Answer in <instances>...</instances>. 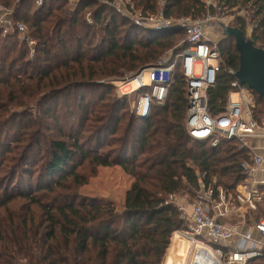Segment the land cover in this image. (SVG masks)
Returning <instances> with one entry per match:
<instances>
[{
    "label": "trees",
    "instance_id": "obj_1",
    "mask_svg": "<svg viewBox=\"0 0 264 264\" xmlns=\"http://www.w3.org/2000/svg\"><path fill=\"white\" fill-rule=\"evenodd\" d=\"M112 1L79 0L70 10L64 0H45L39 8L33 0H0L36 42L32 56L16 33L0 32V264H164L168 254L170 264L173 237L189 225L177 197L191 205L212 187L215 196L222 191L236 201L247 179L241 165L251 156L239 141L212 146L189 136L179 67L165 104L152 106L147 118L131 111L127 95L115 94L116 81L189 45L176 24L158 31L118 14L108 19L105 2ZM137 1L143 16L161 9L174 22L218 14L207 0ZM212 2L223 13L247 9L230 27L264 45V0ZM257 20L250 37L248 26ZM223 36L220 70L208 91L213 117L225 113L235 91L230 71L240 67L235 39ZM251 92L260 121L264 100ZM112 167L133 179L122 211L80 192L99 168ZM178 257L173 264L183 263ZM249 264H264V258Z\"/></svg>",
    "mask_w": 264,
    "mask_h": 264
},
{
    "label": "built area",
    "instance_id": "obj_2",
    "mask_svg": "<svg viewBox=\"0 0 264 264\" xmlns=\"http://www.w3.org/2000/svg\"><path fill=\"white\" fill-rule=\"evenodd\" d=\"M126 1L128 0L105 3L112 7H120ZM34 3L39 8L43 5V0H35ZM208 4H214L218 12L216 16L198 20L182 18L174 22L165 20L160 12L158 15L148 17L139 13L134 19L135 24L149 25L158 31L176 24L184 29L189 45L186 50L171 57V60L167 62L163 60L154 66L144 68L128 80V84L135 85L134 91L137 93L148 89L146 94L139 97V102L135 106L136 114L143 119L147 118L152 106L165 104L174 81L173 74L179 67L186 81L188 98L186 128L189 136L196 141H210L212 146L219 145L222 140H237L242 147L247 148L249 138L264 137V114L260 121L255 119L256 105L252 92L241 87L237 79L232 84L235 91L229 97L225 113L219 117L210 114L208 91L216 83L221 57L218 45L207 37L206 28L207 23L211 21L218 22L221 29L230 27L236 18L247 17L248 10L233 9L223 13L215 2ZM13 17V9L0 5V32L4 36L16 33L22 42L27 43L33 56L36 42L31 39L28 28L23 23H14ZM259 25V20L249 25L248 36L251 37ZM256 47L264 49V45L261 44ZM230 73L236 75L235 72ZM146 78L148 84L145 82ZM234 95H238L239 99L233 100ZM241 168L246 178L250 179L256 173L264 172V157L253 156L251 163H242ZM259 184L264 186V181ZM215 193L212 187L203 188L193 204H178L183 218L189 221L187 231L176 234L188 242V256L184 264H249L253 260L264 258L263 245L254 240L250 232L241 231L236 226L219 221L230 213L233 201L222 191L218 196H215ZM236 193L238 197L247 201L259 200L262 197L256 187L246 190L244 184L238 186ZM170 201H176V198L170 197ZM255 229L264 240V217L258 220Z\"/></svg>",
    "mask_w": 264,
    "mask_h": 264
},
{
    "label": "rangeland",
    "instance_id": "obj_3",
    "mask_svg": "<svg viewBox=\"0 0 264 264\" xmlns=\"http://www.w3.org/2000/svg\"><path fill=\"white\" fill-rule=\"evenodd\" d=\"M47 1H50V0H47ZM78 1L79 0H64V2H68V4L70 5V10H73V7H75V4H77ZM208 1L212 2V0H207V2ZM33 2H35V0H33ZM43 2H45V0H43ZM158 3L160 4V6H162L163 4V2H158ZM130 5H131V9L129 7ZM138 5L139 4L137 0H134V1L128 0L126 1V3L122 4L120 7L117 6L118 8L110 6V8L108 7L109 8L108 14L106 16L109 19L115 14H118L122 19L125 18L129 22L135 24L134 19L141 12V9H139ZM160 11L161 9H158L156 15H158ZM86 18L90 24L91 23L90 14L86 15ZM28 32L30 35L29 30ZM206 33H207V37L209 38V40L216 45H218L219 42L224 38L223 30L219 26L218 22H214V21L208 22ZM168 59L165 58L163 60L167 62ZM199 73H200V68H198L197 70V74ZM134 76L135 74H131L128 76V78H125L123 81L121 80L116 81L114 83V87H115V94L119 98L125 95L129 97L131 111L136 113L135 106L139 102V96L137 95V92L134 91L135 85L128 84V80H131V78H133ZM145 82L146 84H148V78L145 79ZM132 184H133V179L130 176H128L120 167L99 168L97 172V176L95 178H92L89 181L87 186L81 188L80 192L84 197H90L94 199L95 198L103 199L108 202H111L116 206L118 211H122L124 208L126 193L130 190ZM177 201L179 205H190L188 204L190 202V199L186 196H183V197L178 196ZM176 234L174 235V237L176 236ZM174 237H173V240H174ZM173 240L171 244V247L172 245L173 247L171 251H169V253L171 252L173 254L170 264L174 263V257L176 258L175 260L179 259L178 256H180L184 261L185 252L187 249L186 240H184L183 238H180V239L176 238L174 241ZM165 263L166 261L164 262V264Z\"/></svg>",
    "mask_w": 264,
    "mask_h": 264
},
{
    "label": "crops",
    "instance_id": "obj_4",
    "mask_svg": "<svg viewBox=\"0 0 264 264\" xmlns=\"http://www.w3.org/2000/svg\"><path fill=\"white\" fill-rule=\"evenodd\" d=\"M238 99V95L233 96V100ZM247 144L248 147L246 149L249 151L251 160L253 159V156L264 157V137L249 138ZM262 181H264V172H258L252 178L247 179L243 183L246 186V190H250L252 187H256L261 192V199H253L251 201H247L241 199L240 197H237L236 201H233V204H231L232 209L230 213L227 214L225 217L220 218L219 221L231 226H236L240 228L241 231L250 232L254 240L261 242L264 247V240H262L260 234L255 229L258 220L264 217V186L259 184ZM186 246L188 248L187 241ZM187 256L188 252L186 249L185 258L182 264L186 262Z\"/></svg>",
    "mask_w": 264,
    "mask_h": 264
},
{
    "label": "water",
    "instance_id": "obj_5",
    "mask_svg": "<svg viewBox=\"0 0 264 264\" xmlns=\"http://www.w3.org/2000/svg\"><path fill=\"white\" fill-rule=\"evenodd\" d=\"M222 29L226 37H233L236 42L240 67L235 76L239 85L253 91L264 100V49L256 47L237 28Z\"/></svg>",
    "mask_w": 264,
    "mask_h": 264
}]
</instances>
